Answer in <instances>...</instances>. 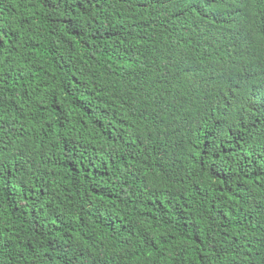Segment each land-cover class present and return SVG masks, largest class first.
Wrapping results in <instances>:
<instances>
[{
  "label": "trees",
  "instance_id": "trees-1",
  "mask_svg": "<svg viewBox=\"0 0 264 264\" xmlns=\"http://www.w3.org/2000/svg\"><path fill=\"white\" fill-rule=\"evenodd\" d=\"M0 264H264V0H0Z\"/></svg>",
  "mask_w": 264,
  "mask_h": 264
}]
</instances>
